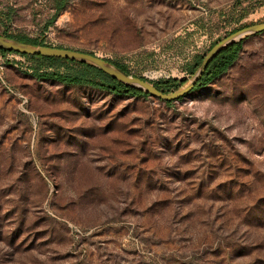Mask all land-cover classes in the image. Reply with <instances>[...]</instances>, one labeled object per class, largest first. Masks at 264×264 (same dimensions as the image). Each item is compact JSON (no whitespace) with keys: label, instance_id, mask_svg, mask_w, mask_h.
I'll return each mask as SVG.
<instances>
[{"label":"rangeland","instance_id":"rangeland-1","mask_svg":"<svg viewBox=\"0 0 264 264\" xmlns=\"http://www.w3.org/2000/svg\"><path fill=\"white\" fill-rule=\"evenodd\" d=\"M262 22L264 0H0V34L150 82ZM35 65L0 55V264H264V32L169 103Z\"/></svg>","mask_w":264,"mask_h":264},{"label":"trees","instance_id":"trees-1","mask_svg":"<svg viewBox=\"0 0 264 264\" xmlns=\"http://www.w3.org/2000/svg\"><path fill=\"white\" fill-rule=\"evenodd\" d=\"M248 25L251 24L239 26L234 30H232L231 32ZM0 35L21 41L23 43L51 47V45L45 42V40L43 39V35L34 38H29L26 36L10 35L7 33H1ZM243 41L244 40L236 44L230 45L224 50H222L209 64L202 78L199 80V82L196 84L193 90L209 84L216 77L225 73L237 58L239 51L241 50ZM5 54H17L34 61L36 65L33 68L32 73L37 78L51 79L63 84H77V85L87 84L106 90L116 95L148 96L139 90L133 89L131 87L125 86L117 82L116 80L112 79L110 76L104 74L100 70L87 64H83L71 60L60 59V58L22 55L15 52H10L7 50L0 49V55H5ZM89 54L93 55L92 53ZM202 59H203L202 55L196 56L194 58L193 64L188 68L189 77L200 65ZM108 62L112 63L117 69H119L125 75H130V73L128 72L125 66L117 63H113L111 61ZM56 64L75 65L79 67L80 70L77 71L76 73H62L60 71L49 70L52 69ZM139 78L152 84L155 88L165 93L175 91L186 81L185 78L180 80H177L175 78H169V79L158 80L156 82H150L143 77H139Z\"/></svg>","mask_w":264,"mask_h":264},{"label":"water","instance_id":"water-1","mask_svg":"<svg viewBox=\"0 0 264 264\" xmlns=\"http://www.w3.org/2000/svg\"><path fill=\"white\" fill-rule=\"evenodd\" d=\"M262 32H264V22L251 24L229 33L207 51V53L203 56L200 65L178 89L166 93L158 90L152 84L139 77L125 75L112 63L89 53L58 47L32 45L1 35L0 49L22 55L60 58L87 64L100 70L125 86L139 90L144 94L162 100L163 102H171L184 97L194 89L209 64L222 50L230 45L236 44L250 36Z\"/></svg>","mask_w":264,"mask_h":264},{"label":"built area","instance_id":"built-area-1","mask_svg":"<svg viewBox=\"0 0 264 264\" xmlns=\"http://www.w3.org/2000/svg\"><path fill=\"white\" fill-rule=\"evenodd\" d=\"M0 69H1V67H0ZM1 74H2V71L0 70V76H1Z\"/></svg>","mask_w":264,"mask_h":264}]
</instances>
